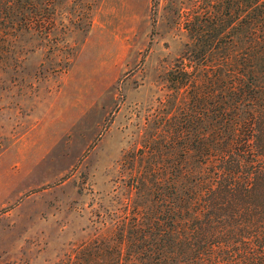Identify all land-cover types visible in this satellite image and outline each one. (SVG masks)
Wrapping results in <instances>:
<instances>
[{
  "label": "rangeland",
  "instance_id": "374dc122",
  "mask_svg": "<svg viewBox=\"0 0 264 264\" xmlns=\"http://www.w3.org/2000/svg\"><path fill=\"white\" fill-rule=\"evenodd\" d=\"M227 3L55 0L53 24L5 41L0 264H64L155 211L137 177L164 166L180 147L169 141L189 140L196 124L195 88L176 91L168 71L209 49V11Z\"/></svg>",
  "mask_w": 264,
  "mask_h": 264
},
{
  "label": "trees",
  "instance_id": "16d2710c",
  "mask_svg": "<svg viewBox=\"0 0 264 264\" xmlns=\"http://www.w3.org/2000/svg\"><path fill=\"white\" fill-rule=\"evenodd\" d=\"M228 1L209 11V49L168 71L176 91L195 88L196 124L189 140L169 141L180 147L164 166L137 177L157 208L64 264H264V0ZM54 3L0 0V53L21 31L53 24Z\"/></svg>",
  "mask_w": 264,
  "mask_h": 264
}]
</instances>
